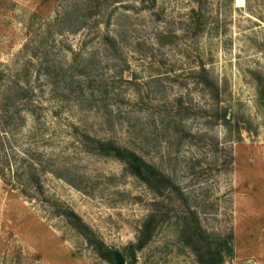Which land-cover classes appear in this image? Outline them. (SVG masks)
Listing matches in <instances>:
<instances>
[{
  "label": "rangeland",
  "instance_id": "obj_1",
  "mask_svg": "<svg viewBox=\"0 0 264 264\" xmlns=\"http://www.w3.org/2000/svg\"><path fill=\"white\" fill-rule=\"evenodd\" d=\"M0 139V264H198L191 225L219 264H264V0H0ZM32 162L47 173L23 193Z\"/></svg>",
  "mask_w": 264,
  "mask_h": 264
},
{
  "label": "trees",
  "instance_id": "obj_2",
  "mask_svg": "<svg viewBox=\"0 0 264 264\" xmlns=\"http://www.w3.org/2000/svg\"><path fill=\"white\" fill-rule=\"evenodd\" d=\"M205 70L201 69V74H204ZM4 112L7 114L9 110L5 109ZM92 147L87 148L91 152H95L103 157H111L119 162H121L126 171L133 177L140 180L147 187L152 189H159V186L164 182V176L151 164L147 163L141 156L135 152L121 147L111 141L103 140H91ZM3 141L0 139V152L2 151ZM86 149V146H85ZM86 149V150H87ZM3 164L0 165V178L5 179L3 172ZM46 166H43L41 162H32L28 164L25 172L17 175L15 173V179L21 187V191L25 193L26 189H33L34 191H41V185L39 182V177L47 173ZM54 176L58 179H63L60 174L53 172ZM9 180V179H8ZM65 181V180H64ZM58 216L63 217L67 222H69L74 228L80 231L82 237L85 241L94 248L96 254L104 259H112L111 253L105 250L102 244L95 242L94 238H91L88 228L84 226L80 218L70 210H61L57 212ZM155 216L149 215L142 223L141 228L138 232L137 242L135 245H131L127 248L128 252L132 255L136 251H140L147 243L148 237H150V227L151 223L154 221ZM189 225V224H188ZM189 230L190 235L186 238L184 244L186 246L190 245V249L196 257L198 264H219L222 257L217 250L214 253L204 251L205 240L208 236H203L199 234L198 231L191 225L185 226ZM183 233V232H182ZM206 248V247H205ZM224 253L227 256H232V250L226 243L222 246Z\"/></svg>",
  "mask_w": 264,
  "mask_h": 264
},
{
  "label": "water",
  "instance_id": "obj_3",
  "mask_svg": "<svg viewBox=\"0 0 264 264\" xmlns=\"http://www.w3.org/2000/svg\"><path fill=\"white\" fill-rule=\"evenodd\" d=\"M113 254H115V253H113ZM115 256V255H114ZM115 258H116V256H115Z\"/></svg>",
  "mask_w": 264,
  "mask_h": 264
}]
</instances>
